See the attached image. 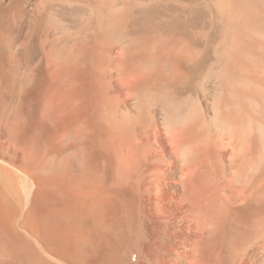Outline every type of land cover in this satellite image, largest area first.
Returning a JSON list of instances; mask_svg holds the SVG:
<instances>
[{"label": "bare ground", "instance_id": "6f19581e", "mask_svg": "<svg viewBox=\"0 0 264 264\" xmlns=\"http://www.w3.org/2000/svg\"><path fill=\"white\" fill-rule=\"evenodd\" d=\"M207 2L213 30H195L191 5L164 7L159 46L119 42L109 75L141 71L126 91L144 101L114 84L123 97L98 103L69 75L62 93L0 94V264H264V0ZM128 18L109 15L102 36Z\"/></svg>", "mask_w": 264, "mask_h": 264}, {"label": "rangeland", "instance_id": "374dc122", "mask_svg": "<svg viewBox=\"0 0 264 264\" xmlns=\"http://www.w3.org/2000/svg\"><path fill=\"white\" fill-rule=\"evenodd\" d=\"M185 5L195 7L196 11L199 10L204 15L200 18L196 31L206 32L212 29V23L208 20L210 10L207 0H0V94L16 93L22 84L31 86L29 83L36 82H39L34 84L36 91L44 93L43 95L62 93L65 91L63 80L69 75L73 77L69 91L90 93L98 103L113 101L117 93L120 95L119 99L125 94L126 99L137 95L144 101L149 96L139 89L126 91L128 86L133 88L140 82L141 71H124L123 80L113 81L109 75L111 58L121 57L118 47L121 41L119 46L132 40L144 42L145 37L149 36L151 44L156 45L157 42L159 46L157 36L159 21L164 18V7L168 13L176 15L183 13L182 7ZM120 9L122 11H118ZM115 13L129 14L121 32L116 31L119 38L111 37L113 34L109 38L102 36L99 24L107 26V17L113 14L115 16ZM200 47L203 48L204 45L200 44ZM209 53L207 68L213 62V47ZM157 58L158 56L152 60L155 66L160 63ZM102 72H105L104 76ZM202 75L195 78L198 80ZM196 79L187 91H175L178 102H189L196 97ZM114 84L123 89V94L113 91ZM156 97L152 95L155 102L160 99V102H164V99ZM147 141L153 143L154 136L149 134ZM140 184L141 178L133 175L130 182L120 188V197L129 200L131 204L138 203L142 195L135 190L139 189ZM130 257L134 260V253Z\"/></svg>", "mask_w": 264, "mask_h": 264}]
</instances>
